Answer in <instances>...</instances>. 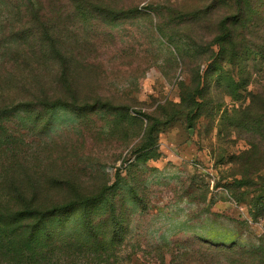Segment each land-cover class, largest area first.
Segmentation results:
<instances>
[{
    "label": "rangeland",
    "instance_id": "rangeland-1",
    "mask_svg": "<svg viewBox=\"0 0 264 264\" xmlns=\"http://www.w3.org/2000/svg\"><path fill=\"white\" fill-rule=\"evenodd\" d=\"M87 1L43 0L62 57L2 42L0 104L45 93L83 108L17 112L28 158L10 174L102 196L95 228L117 264H259L264 0L226 25L229 0H93L131 10L116 22L76 14Z\"/></svg>",
    "mask_w": 264,
    "mask_h": 264
},
{
    "label": "trees",
    "instance_id": "trees-1",
    "mask_svg": "<svg viewBox=\"0 0 264 264\" xmlns=\"http://www.w3.org/2000/svg\"><path fill=\"white\" fill-rule=\"evenodd\" d=\"M229 1L237 13L241 0ZM75 5L76 14L89 18L95 13L104 22H116L131 11L115 10L93 0ZM42 6L43 0H0V64L7 62L8 57H3L14 42L20 43V51L24 45L36 48L35 40L38 49L63 56L60 30ZM229 19L234 24L238 13L223 18L222 25ZM4 39L11 42L7 47L2 45ZM81 107L72 96L51 99L45 93L0 104V264H117V250L102 246L105 236L95 228L94 206L102 196L85 192L68 179L36 176L23 182L10 174L18 156L28 158L25 141L16 136L13 118L17 112L29 116L34 108H66L78 113ZM104 193L102 188L99 195ZM257 262L264 264V257H258Z\"/></svg>",
    "mask_w": 264,
    "mask_h": 264
}]
</instances>
